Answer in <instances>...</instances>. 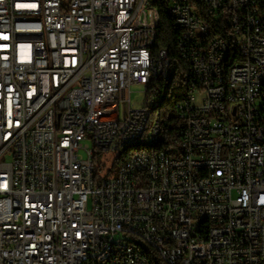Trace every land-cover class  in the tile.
Instances as JSON below:
<instances>
[{"label": "built area", "instance_id": "2783aa9c", "mask_svg": "<svg viewBox=\"0 0 264 264\" xmlns=\"http://www.w3.org/2000/svg\"><path fill=\"white\" fill-rule=\"evenodd\" d=\"M161 2L184 124L118 160L161 127L149 0H0V264H264V0Z\"/></svg>", "mask_w": 264, "mask_h": 264}, {"label": "trees", "instance_id": "16d2710c", "mask_svg": "<svg viewBox=\"0 0 264 264\" xmlns=\"http://www.w3.org/2000/svg\"><path fill=\"white\" fill-rule=\"evenodd\" d=\"M162 0H150L149 9L153 11L154 28L158 31L154 49H164L167 54L169 77L162 80L159 77L155 85L161 86L160 103L157 108V117L161 123L156 148L167 146L177 135L178 130L183 126V121L179 118L177 111L178 101L182 100L188 91L191 77L190 65L179 52L178 32L175 26L171 25L167 6L162 4ZM210 35H214V28H211ZM154 108L155 105H152ZM101 169V167H99ZM98 168V170H99Z\"/></svg>", "mask_w": 264, "mask_h": 264}, {"label": "bare ground", "instance_id": "6f19581e", "mask_svg": "<svg viewBox=\"0 0 264 264\" xmlns=\"http://www.w3.org/2000/svg\"><path fill=\"white\" fill-rule=\"evenodd\" d=\"M150 3V0H149ZM168 10V9H167ZM155 30V28H154ZM211 28H205V35H210ZM178 47H179V38H178ZM148 57L149 60H160V52L156 51L154 49L153 45H149L148 47ZM163 57L164 60H167V54L166 51L163 50ZM204 60H213V52H204ZM256 60H264V53H256ZM170 75V69L168 67V61L165 62V78L169 77ZM159 77H155V81ZM156 83V82H155ZM190 84H192V77ZM159 86V85H155ZM160 103V92L157 93L156 100H154L153 104H151V111ZM152 105H155L153 108ZM177 111L178 114H180V107H178L177 104ZM159 116L157 117V121L160 122ZM160 130H158V136H159ZM158 138H152V140L149 139H133L130 142H128L125 145H122L121 148L118 149V160H125V157H128V154H136L139 150H145L146 152H158V151H164L167 146L158 147L156 148V142ZM180 259H187V251H180Z\"/></svg>", "mask_w": 264, "mask_h": 264}, {"label": "rangeland", "instance_id": "374dc122", "mask_svg": "<svg viewBox=\"0 0 264 264\" xmlns=\"http://www.w3.org/2000/svg\"><path fill=\"white\" fill-rule=\"evenodd\" d=\"M146 86L145 85H139V84H135L132 86L131 88V106L132 109L134 110H138L143 108V106L146 103V100L148 98L147 93L145 92L146 90ZM120 115L123 118L124 117V105L121 104L120 106ZM111 156H115L117 152H110ZM112 171L114 172V175L108 176L105 174V172H103L101 174L102 177H115L118 173V167H113Z\"/></svg>", "mask_w": 264, "mask_h": 264}]
</instances>
